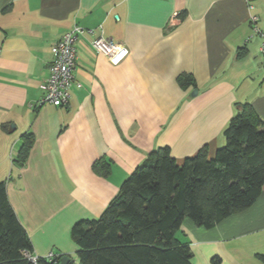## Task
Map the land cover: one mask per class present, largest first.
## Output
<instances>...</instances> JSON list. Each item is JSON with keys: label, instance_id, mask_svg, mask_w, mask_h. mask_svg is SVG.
I'll return each instance as SVG.
<instances>
[{"label": "crops", "instance_id": "0c3cea01", "mask_svg": "<svg viewBox=\"0 0 264 264\" xmlns=\"http://www.w3.org/2000/svg\"><path fill=\"white\" fill-rule=\"evenodd\" d=\"M74 23L84 30L69 101L39 104L51 46ZM99 35L128 49L119 64L93 49ZM263 40L264 0H0V180L32 255L76 262L72 225L98 217L155 147L178 162L204 145L212 157L242 103L264 121ZM181 73L194 85L181 86ZM24 134L32 144L17 166ZM101 158L107 176L93 169ZM262 185L249 208L210 228L182 221L175 235L194 264H264Z\"/></svg>", "mask_w": 264, "mask_h": 264}, {"label": "trees", "instance_id": "16d2710c", "mask_svg": "<svg viewBox=\"0 0 264 264\" xmlns=\"http://www.w3.org/2000/svg\"><path fill=\"white\" fill-rule=\"evenodd\" d=\"M177 80L184 87L194 85L187 73ZM253 110L249 103L238 107L222 131L224 144L212 157L205 145L181 162L167 145L149 151L98 217L72 225L77 261L68 256L67 264H194L189 244L175 235L182 221L210 228L249 208L261 192L264 121ZM31 144V135H22L14 165L25 163ZM93 169L107 176L110 162L98 159ZM32 250L0 180V264H59L63 256L32 259ZM257 256L264 262V254Z\"/></svg>", "mask_w": 264, "mask_h": 264}, {"label": "built area", "instance_id": "2783aa9c", "mask_svg": "<svg viewBox=\"0 0 264 264\" xmlns=\"http://www.w3.org/2000/svg\"><path fill=\"white\" fill-rule=\"evenodd\" d=\"M252 21L256 20L255 16L251 17ZM83 28L74 23L60 39L51 46L52 58L48 64L49 75L42 83L43 95L39 100V104L51 103L55 106H62L68 103L70 97V87L73 83L74 68L76 65V46L75 42ZM92 32V29H88ZM93 49L105 55L112 64H119L128 54V49L110 38L103 35L95 37L91 41ZM263 60L264 68V40L259 47ZM79 86L80 84L77 83ZM50 252L47 256H52ZM36 256L31 255L34 259Z\"/></svg>", "mask_w": 264, "mask_h": 264}, {"label": "water", "instance_id": "95a60500", "mask_svg": "<svg viewBox=\"0 0 264 264\" xmlns=\"http://www.w3.org/2000/svg\"><path fill=\"white\" fill-rule=\"evenodd\" d=\"M196 92H197V90L194 89L192 91V95L196 94ZM68 260H69V257L67 255H63L61 260H60V262H59V264H67Z\"/></svg>", "mask_w": 264, "mask_h": 264}]
</instances>
